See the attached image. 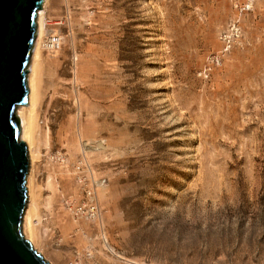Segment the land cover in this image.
I'll return each mask as SVG.
<instances>
[{
	"label": "rangeland",
	"instance_id": "1",
	"mask_svg": "<svg viewBox=\"0 0 264 264\" xmlns=\"http://www.w3.org/2000/svg\"><path fill=\"white\" fill-rule=\"evenodd\" d=\"M40 10L29 172L44 259L264 264V0ZM87 199L99 220L69 209Z\"/></svg>",
	"mask_w": 264,
	"mask_h": 264
},
{
	"label": "water",
	"instance_id": "2",
	"mask_svg": "<svg viewBox=\"0 0 264 264\" xmlns=\"http://www.w3.org/2000/svg\"><path fill=\"white\" fill-rule=\"evenodd\" d=\"M43 0H0V264H50L22 233L27 144L17 106L27 104L26 68Z\"/></svg>",
	"mask_w": 264,
	"mask_h": 264
},
{
	"label": "bare ground",
	"instance_id": "3",
	"mask_svg": "<svg viewBox=\"0 0 264 264\" xmlns=\"http://www.w3.org/2000/svg\"><path fill=\"white\" fill-rule=\"evenodd\" d=\"M44 1V0H43ZM43 5V4H42ZM42 8V7H41ZM36 20L38 22V37L37 40L34 41V47L32 48V55H30L31 60L29 61V70L28 74H26V82L28 87L27 94V104H20L17 106V115L19 116L21 132L20 139L24 140L27 144L28 156H29V166L28 172L26 174V187H27V200L26 206L23 213V232L25 233L28 240L31 242L33 248L39 252L37 248V241L33 235V220L36 216L37 203L33 194V183L31 172H29L30 165L33 164V145L35 142V126H36V116L39 111V105H37L38 101V68H37V56L39 54V39L43 29L44 23V11L38 10ZM47 45V43H44ZM32 171V169H31ZM37 207V208H36ZM71 207V206H70ZM69 207V208H70ZM24 235V234H23ZM41 252V251H40ZM42 253V252H41ZM44 258V257H43ZM46 260V259H45ZM51 262V260H49ZM54 264V263H53Z\"/></svg>",
	"mask_w": 264,
	"mask_h": 264
},
{
	"label": "built area",
	"instance_id": "4",
	"mask_svg": "<svg viewBox=\"0 0 264 264\" xmlns=\"http://www.w3.org/2000/svg\"><path fill=\"white\" fill-rule=\"evenodd\" d=\"M58 42V35H51L46 39L47 47L50 48H54ZM69 209L76 218L84 220H99L101 215L98 205L95 201H92V199H87L82 203L73 204Z\"/></svg>",
	"mask_w": 264,
	"mask_h": 264
}]
</instances>
